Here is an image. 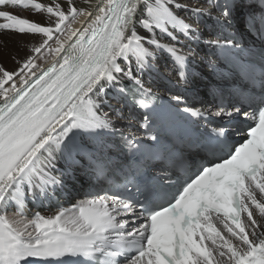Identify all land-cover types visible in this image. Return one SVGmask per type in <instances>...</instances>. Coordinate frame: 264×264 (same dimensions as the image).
<instances>
[{
  "label": "snow or ice",
  "instance_id": "1",
  "mask_svg": "<svg viewBox=\"0 0 264 264\" xmlns=\"http://www.w3.org/2000/svg\"><path fill=\"white\" fill-rule=\"evenodd\" d=\"M61 2L0 0V31L43 38L18 71L0 67V264H264V107L244 114L253 125L238 146L221 139L223 128L214 131L209 144L227 149L226 157L183 183L133 184L53 216H24L25 186L46 194L59 184L45 169L73 130L111 131L97 115L105 85L126 96L122 82L131 81L141 92L133 102L150 107L133 63L141 72L167 53L183 66L187 57L156 32L175 40L172 30L194 31L173 11L187 10L178 0H81L86 7ZM213 6L221 7L215 0ZM6 7L46 13L51 23L43 26ZM190 11L205 14L199 6ZM221 15L230 18L231 8ZM49 57L47 68L37 62L48 64ZM215 115L234 113L221 108ZM10 203L19 209L17 219L3 214Z\"/></svg>",
  "mask_w": 264,
  "mask_h": 264
},
{
  "label": "bare ground",
  "instance_id": "2",
  "mask_svg": "<svg viewBox=\"0 0 264 264\" xmlns=\"http://www.w3.org/2000/svg\"><path fill=\"white\" fill-rule=\"evenodd\" d=\"M222 1L223 0H215V3L221 5V7H214L213 0H178L179 3L186 6L187 10L181 11L179 9H173V11L184 20L191 22L200 33L206 35L210 40L215 42V39L213 38L215 26L221 25V22H225L224 17L221 15L223 11ZM37 2L50 4V0H37ZM237 5L242 9L243 4L241 0L238 1ZM61 6L66 7L63 0ZM75 6L86 7V5L81 3V0H75ZM197 6L204 9V15H192L190 9ZM3 10L11 11L22 18H27L30 21L40 23L43 26H48V24L51 23L46 13H34L30 9L24 10L19 7H6ZM80 19L83 20L82 17ZM0 22L4 21L0 20ZM73 27H78V25H73ZM156 37L160 42L170 44L177 48L180 53L188 56L191 60V64L199 68L201 74L199 76L191 75L188 84L181 83L175 79L170 55L167 53H158V58L153 59L150 62L151 67H146L141 72L136 71V66L133 63L132 67L137 79L140 80L142 85L154 91L159 90V92H165L169 91V89H187L191 93H196L203 102H206V96L202 86L204 80L208 79L209 74L203 66V56H205L203 50L201 48L199 49V47H192L189 44L186 46L178 45L167 36L160 35L158 30L156 32ZM42 39L43 38L39 35H21L9 31H0V67H3L4 70L9 73H15L18 71L20 65L32 55L29 49L32 46H39ZM48 59L49 62H51V58L49 57ZM37 62L40 63L42 67L46 65L43 61L38 60ZM12 82H16L19 86V77H15ZM12 82H9L5 87H10ZM127 82L131 81H123L122 86L125 87ZM105 87V94L96 98L97 103L99 104L97 115L108 120L111 123V126H119L124 128L125 131H135L136 122L131 118V113L128 109L125 96L121 95L116 87L108 88L107 85H105ZM213 112L216 113L217 111L213 110ZM81 138H83L82 131L73 130V132L69 134L68 140L65 141L66 146L62 145L61 149L54 153L52 165L45 169L49 177H55L59 180V184L50 185L46 194H40L38 188H32L30 195L26 194L27 186H25V203H29L33 207L31 214L25 216L27 219L30 220L36 214L45 217L55 215L58 211L48 204L47 199L50 194L57 195L58 188H64L70 193H75L72 197L71 204L67 206V209L76 207L77 204L85 201V193H82V191L84 189L86 176L88 175V170L79 165V157H76L73 154L77 142ZM11 205L12 203H10L8 207ZM36 206H39V208L34 209ZM7 213L9 219L18 218V216L13 213L12 209L7 211Z\"/></svg>",
  "mask_w": 264,
  "mask_h": 264
},
{
  "label": "rangeland",
  "instance_id": "3",
  "mask_svg": "<svg viewBox=\"0 0 264 264\" xmlns=\"http://www.w3.org/2000/svg\"><path fill=\"white\" fill-rule=\"evenodd\" d=\"M7 211H10V207H8V206H7V209H5V213L4 214L7 215L8 214ZM10 218H11V216H10Z\"/></svg>",
  "mask_w": 264,
  "mask_h": 264
}]
</instances>
